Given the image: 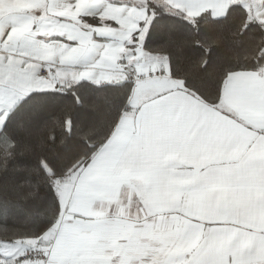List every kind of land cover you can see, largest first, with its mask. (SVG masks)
<instances>
[{
	"label": "crops",
	"instance_id": "1",
	"mask_svg": "<svg viewBox=\"0 0 264 264\" xmlns=\"http://www.w3.org/2000/svg\"><path fill=\"white\" fill-rule=\"evenodd\" d=\"M160 1L213 18L235 1L264 21V0ZM147 21L142 0H0V111L32 91L124 79V64L137 76L108 139L54 183L48 264L264 262V68L228 73L209 105L142 49Z\"/></svg>",
	"mask_w": 264,
	"mask_h": 264
},
{
	"label": "trees",
	"instance_id": "2",
	"mask_svg": "<svg viewBox=\"0 0 264 264\" xmlns=\"http://www.w3.org/2000/svg\"><path fill=\"white\" fill-rule=\"evenodd\" d=\"M142 1L148 12L142 49L164 57L169 76L207 104L219 103L228 73L264 68V21L240 3L232 1L223 16L213 18L208 12L188 17L160 0ZM132 86L126 78L106 84L80 80L24 96L33 94L24 121L41 114L31 132L36 151L29 167L35 178L7 211L0 209V242L36 244L57 224L55 180L90 161L127 110ZM19 151L15 140L0 136V170L11 171Z\"/></svg>",
	"mask_w": 264,
	"mask_h": 264
},
{
	"label": "snow or ice",
	"instance_id": "3",
	"mask_svg": "<svg viewBox=\"0 0 264 264\" xmlns=\"http://www.w3.org/2000/svg\"><path fill=\"white\" fill-rule=\"evenodd\" d=\"M32 99L33 94L30 93L27 97H22L14 102L6 113L0 111V117H2L0 136L11 137L17 142L20 149L14 160L15 167L11 171L8 168L0 170V209L5 211H7L10 202L19 197L25 186L31 185L35 178V174L29 167L32 163V154L36 151L31 132L38 125L41 114L37 112L30 120L24 121V113L31 106ZM68 131L70 132L71 129L69 128ZM46 164L47 161H43L41 167L43 168ZM261 240L264 242V237H261ZM260 254L264 255V247L261 248ZM246 264H253V262L248 261ZM256 264H264V262H256Z\"/></svg>",
	"mask_w": 264,
	"mask_h": 264
},
{
	"label": "built area",
	"instance_id": "4",
	"mask_svg": "<svg viewBox=\"0 0 264 264\" xmlns=\"http://www.w3.org/2000/svg\"><path fill=\"white\" fill-rule=\"evenodd\" d=\"M39 67V74L41 76H50L53 72L46 67V64L42 61H37ZM120 71L125 75V78L131 81L133 84L136 81V74L133 66L129 64H124L121 66ZM156 74H162L163 71L157 70ZM151 72L149 73V75ZM105 82L104 84H106ZM66 213V212H65ZM63 212V214H65ZM55 239H44L41 238L38 242V245L31 247H26L20 254L4 258L0 261V264H48L51 251L54 246ZM39 244L41 246H39Z\"/></svg>",
	"mask_w": 264,
	"mask_h": 264
},
{
	"label": "rangeland",
	"instance_id": "5",
	"mask_svg": "<svg viewBox=\"0 0 264 264\" xmlns=\"http://www.w3.org/2000/svg\"><path fill=\"white\" fill-rule=\"evenodd\" d=\"M242 5L246 9H248L246 4L243 3ZM163 69L167 70V63L166 62L164 63ZM59 180H61V179H59ZM23 246L25 247V245L24 244L21 245V243L19 241H15V242H11V243L0 242V261L6 257L16 255L17 253H19L21 251Z\"/></svg>",
	"mask_w": 264,
	"mask_h": 264
},
{
	"label": "water",
	"instance_id": "6",
	"mask_svg": "<svg viewBox=\"0 0 264 264\" xmlns=\"http://www.w3.org/2000/svg\"><path fill=\"white\" fill-rule=\"evenodd\" d=\"M120 82V81H119Z\"/></svg>",
	"mask_w": 264,
	"mask_h": 264
}]
</instances>
